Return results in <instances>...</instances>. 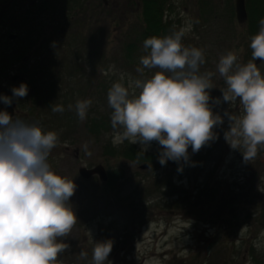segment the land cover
Wrapping results in <instances>:
<instances>
[{
    "label": "rangeland",
    "instance_id": "obj_1",
    "mask_svg": "<svg viewBox=\"0 0 264 264\" xmlns=\"http://www.w3.org/2000/svg\"><path fill=\"white\" fill-rule=\"evenodd\" d=\"M104 1V9L86 20L88 24L77 28L74 24V29L65 27L60 33L46 31L45 37H52L51 43H44L47 48L42 40L41 50L40 43L32 47L23 64L0 68V96L11 97V89L26 81L34 56L41 53L42 68L46 69L42 87L54 83L57 90V97H51L47 106L39 103L32 112L27 111V104H19L22 98L14 100L11 106L0 102V111L13 118L38 122L44 132L57 133L58 143L51 150L48 163L55 174L75 185L68 205L77 221L67 236L58 238L67 247L58 253L55 264H93L94 242L108 240L112 241L107 258L110 264H264V219L259 222L252 215L244 217L264 204V173L251 193L245 189L243 196L236 194L230 203H217V198L211 202L202 196L190 209L176 202H181L180 197L195 195L196 188L206 179L219 188L224 182H243V167L248 160L243 159L242 149L230 146L233 140L230 129L234 125L228 119V114L236 118L242 115L238 100L219 105L210 101L213 114L223 121L213 128V132L222 131L216 144L221 147L223 141L225 145L222 149L216 147L220 150L217 161L206 165V172L198 169L183 172V160L167 161L162 166L156 141L142 150L143 145L125 140L147 155V160L133 162L107 154L104 144L116 148L124 143L117 139L122 129L110 126L107 131L89 133L84 121L78 119L75 111L78 100L90 99L88 112L108 113L110 119L112 110L107 92L113 83L127 87L132 98L140 92L130 86L134 80L149 79L160 71L158 68L144 69L143 74L136 71L142 67L140 57L146 54L141 43L135 44L126 55L125 45L143 25L139 0ZM163 9L161 22L167 24V30H183V45L203 50L205 63L200 71L213 73L210 96L221 97L220 91L226 85L216 70L220 56L233 52L237 63L251 60L247 25L236 23L233 0H166ZM50 54L54 55L52 60H48ZM258 66L261 72L264 63ZM54 105L63 106L64 111L53 112ZM191 152L189 146L188 154ZM190 156L188 161L196 163L199 155ZM143 163L147 167L140 169ZM98 164L104 169L105 181L95 175L83 179L77 174L79 166L90 168ZM166 177L172 189L154 186ZM82 252L87 254L86 258H81Z\"/></svg>",
    "mask_w": 264,
    "mask_h": 264
},
{
    "label": "clouds",
    "instance_id": "obj_2",
    "mask_svg": "<svg viewBox=\"0 0 264 264\" xmlns=\"http://www.w3.org/2000/svg\"><path fill=\"white\" fill-rule=\"evenodd\" d=\"M183 35L180 30L144 40L146 54L140 57L142 67L136 71H160L132 82L131 87L140 89L137 96L130 98L128 88L119 82L108 90L111 126L122 129L117 139L139 143L142 150L150 142H158L162 166L167 161L187 162L189 146L193 153L198 152L214 138L213 128L223 122L213 114L210 101L219 105L238 100L243 114L238 118L228 114L234 125L230 146L242 149L244 160L253 159L258 146L264 144V75L255 63H264V19L250 38L249 62L237 63L233 52L220 56L216 70L226 87L219 98L210 96L213 73L200 71L205 63L203 50L184 46ZM11 92V97L0 96V102L11 106L27 96L28 87L21 83ZM91 103L90 99L76 102L81 122ZM51 110L63 112L64 108L54 105ZM57 143V133L42 131L38 122L0 111V264H55L58 253L67 247L58 238L67 236L77 221L68 205L75 185L55 174L48 163ZM111 250L110 240L94 242L93 264H106ZM80 256L86 258L87 254Z\"/></svg>",
    "mask_w": 264,
    "mask_h": 264
},
{
    "label": "trees",
    "instance_id": "obj_3",
    "mask_svg": "<svg viewBox=\"0 0 264 264\" xmlns=\"http://www.w3.org/2000/svg\"><path fill=\"white\" fill-rule=\"evenodd\" d=\"M165 1L166 0H139L143 25L135 34L133 40L125 45L127 56L128 52L136 46L135 44L141 43L143 45L144 40L151 36L163 37L172 33L167 30V24L161 22ZM39 4L40 7L37 11L42 12L21 14L17 13L11 6L10 0H0V27H3L2 30H0L2 31L0 35L1 69H7L15 63L23 64L32 47L37 46L36 44L40 43L39 50H41L44 43H51L50 38L52 37L51 35L45 37L46 31H49V33H56L58 31V33H60L62 28L66 27L72 29L74 24L76 28L83 27L85 24H88L86 20L94 18L96 12L103 10L105 7L101 0H42ZM244 4L247 13L246 25L248 30V40L246 42L249 45L250 38L259 31V21L264 19V0H244ZM9 34H14V38H7ZM42 40L44 41L43 44L41 43ZM46 44L43 45L44 48L48 47ZM59 47L58 45L56 49H59ZM38 53L39 51L37 54ZM39 56H41V53L38 54L37 57L34 56L30 71L28 70V73L24 72V74L26 73L27 75L26 81H21V83L26 84L28 87V97L27 99H20L19 104H27L26 109L29 112L35 111V106L39 103H41V105L43 104V106H47L51 97H57L54 83H50L46 88L42 87V80L45 79L44 74L46 69L42 68V61ZM52 56L54 55L50 54L48 60H52ZM262 69L261 74L264 75V68ZM239 113L243 114L242 105ZM108 115V113L104 114L99 111L95 113L88 112L83 122L85 130L94 134L100 131H107L111 126V124H109L110 119ZM33 118L37 119L36 116H33ZM221 132L220 129H217V131L213 132L214 138L212 140L207 142L198 152H191L188 154L189 158L192 154L199 155V157L196 163H190V161L184 162L183 172L186 171L188 174L195 169L204 172L206 170V165H212L217 161V159L215 161L216 156H218L216 154L220 150H217L216 147H219V145L216 144V142L218 139L222 138ZM224 145L222 141V145L219 148L222 149ZM156 146L158 150L161 148L158 142ZM103 150L107 154L118 155L133 162L148 159L147 155L136 149L134 145L127 144L125 140L122 145L116 148L111 147L110 143L104 144ZM243 172L244 180L240 184L224 182V186L219 188L211 186L208 179H206L196 188L195 195L183 198L180 197L179 199L181 202H176L178 205H188L191 209L200 202H198V200L202 196H206L211 202L214 201V198H217V203L218 201L219 203H230L234 200L233 197H236V194L241 193L243 196L245 192L251 193L256 185L257 179L264 173V144L258 146L257 155L253 159H248V162L243 167ZM110 178H112V176H110ZM157 183L158 182L154 183V186L158 188L169 187L172 189L173 187L167 177L164 179V182L159 181V184ZM218 186H221V184L218 183ZM245 189L246 191L243 192ZM224 190H226V192H224ZM182 193L183 191L179 193V195ZM188 198H192V200L189 202ZM250 215L254 216L255 221L262 222L264 219V204L256 209L255 212L251 211L244 217L248 218Z\"/></svg>",
    "mask_w": 264,
    "mask_h": 264
},
{
    "label": "water",
    "instance_id": "obj_4",
    "mask_svg": "<svg viewBox=\"0 0 264 264\" xmlns=\"http://www.w3.org/2000/svg\"><path fill=\"white\" fill-rule=\"evenodd\" d=\"M105 4V1H104ZM233 12H234V18L235 21L238 25H242L246 22L247 19V13L245 10V4L244 0H233ZM14 34H9L7 38L13 39ZM255 63L258 65L261 62L260 61H255ZM15 79V75L11 76V80ZM147 167L146 163H143L139 166L140 169H145ZM77 174L83 178L87 179L90 176L96 175L98 180L100 181H105L106 180V174L104 172V169L101 165H94L93 167L90 168H85L83 166H79L77 168Z\"/></svg>",
    "mask_w": 264,
    "mask_h": 264
},
{
    "label": "flooded vegetation",
    "instance_id": "obj_5",
    "mask_svg": "<svg viewBox=\"0 0 264 264\" xmlns=\"http://www.w3.org/2000/svg\"><path fill=\"white\" fill-rule=\"evenodd\" d=\"M21 1L23 2L26 1V3H22L20 5ZM40 1L42 0H10V4L17 11V13H21V14L38 13V12H42V11H37V9H39L40 7L39 4Z\"/></svg>",
    "mask_w": 264,
    "mask_h": 264
}]
</instances>
